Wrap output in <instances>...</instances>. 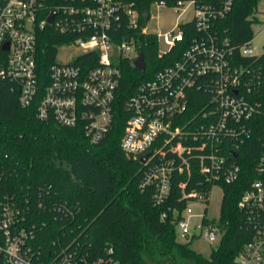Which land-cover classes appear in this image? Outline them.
I'll list each match as a JSON object with an SVG mask.
<instances>
[{
	"label": "built area",
	"instance_id": "2783aa9c",
	"mask_svg": "<svg viewBox=\"0 0 264 264\" xmlns=\"http://www.w3.org/2000/svg\"><path fill=\"white\" fill-rule=\"evenodd\" d=\"M235 1L190 0L196 26L191 43L179 60L140 84L123 104L128 115L120 145L140 161L148 154L141 161V186L154 185V201L163 204L171 196L176 173L185 177L178 186L184 207L173 211L177 236L183 242L192 235L183 211L199 201L208 202L214 186L223 189V184L238 180L240 150L256 127H264V43L261 52L252 45L254 26L264 31V0H258L251 16L252 37L238 46L216 27ZM184 2L171 7L179 10ZM154 4L168 6L164 1ZM149 11L140 12L128 0H0V78L17 83L23 106L40 98L39 119L54 117L62 125L80 126L91 143H99L119 110L124 62L135 65L140 53L139 33L157 35L160 55L185 38L178 24L176 35L174 31L162 35L168 46L162 50L161 35L146 29ZM49 28L67 41L55 48L44 84L38 54ZM67 44L75 45L79 53L71 61H56L57 52ZM92 54L96 63L89 60ZM196 92L203 97L193 101ZM254 172L256 178L238 204L254 237L235 264H264V135ZM21 204L13 195L0 197V261L4 264H119L90 256L77 239L43 250ZM219 220L220 216L201 217L199 235L209 243H219L224 234ZM107 252L112 254L113 248Z\"/></svg>",
	"mask_w": 264,
	"mask_h": 264
},
{
	"label": "trees",
	"instance_id": "16d2710c",
	"mask_svg": "<svg viewBox=\"0 0 264 264\" xmlns=\"http://www.w3.org/2000/svg\"><path fill=\"white\" fill-rule=\"evenodd\" d=\"M128 1L143 12L157 1L173 6L180 0ZM257 4L258 0H236L227 17L216 21V27L230 36L233 44L244 43L252 37L251 16ZM179 25L185 38L162 55L156 34L139 33L138 46L145 55L146 68L140 70L131 61L124 62L119 110L99 143H91L80 126L62 125L54 117L39 119L40 98L23 106L17 83L0 78V197L13 195L22 203L28 224L36 229V243L43 250L77 239L90 256L111 258L107 263L235 264L245 244L253 239L254 232L245 225L238 204L256 178L254 167L263 125L256 127L240 150L238 180L223 184L219 221L224 234L208 255L196 252L177 236L173 211L184 207L178 188L184 175L176 173L170 198L157 204L155 186H141L140 159L127 155L120 145L128 115L124 100L140 84L153 79L158 70L179 60L196 33L192 19ZM65 41L50 28L40 40L38 63L44 84L48 65L55 60V48ZM90 56L91 63H96V57ZM202 97L196 92L192 100ZM164 212L166 218L162 217ZM108 247L113 248L110 255ZM0 263L4 264L2 260Z\"/></svg>",
	"mask_w": 264,
	"mask_h": 264
},
{
	"label": "rangeland",
	"instance_id": "374dc122",
	"mask_svg": "<svg viewBox=\"0 0 264 264\" xmlns=\"http://www.w3.org/2000/svg\"><path fill=\"white\" fill-rule=\"evenodd\" d=\"M182 8L176 10V7L165 6V5H152L150 7V19L146 25L148 31H153L159 33L160 37V47L162 50L168 48L164 44L162 35L174 31V35L179 32L178 24L185 23L193 18L195 15V5L190 1L184 2L181 6ZM261 26L255 25V40H253V48L257 52L262 51V44L264 43V31L261 30ZM79 50L73 44L64 45L59 49L56 55V61L68 62L77 56ZM224 191L223 189L216 185L212 189V194L208 202L199 201L197 203L188 206L182 213V215L188 219L191 225V233L188 242L196 252L205 255L210 254V252L217 246L218 243H209L207 240L201 237L202 228L199 227L201 217L207 215L211 218H218L221 213V204ZM194 235H196L194 237ZM180 240V239H179Z\"/></svg>",
	"mask_w": 264,
	"mask_h": 264
},
{
	"label": "water",
	"instance_id": "95a60500",
	"mask_svg": "<svg viewBox=\"0 0 264 264\" xmlns=\"http://www.w3.org/2000/svg\"><path fill=\"white\" fill-rule=\"evenodd\" d=\"M54 14H55V11L49 17V21H52ZM5 48H8V44L5 46ZM135 66L140 70H145V68H146L145 55L142 51L139 53L138 57L135 59ZM147 156H148V154L143 156L141 158V161L144 162L146 160ZM147 262H148V264H156L154 261H147ZM164 263L165 264H171L169 261H164ZM187 264H195V263L194 262H188Z\"/></svg>",
	"mask_w": 264,
	"mask_h": 264
}]
</instances>
